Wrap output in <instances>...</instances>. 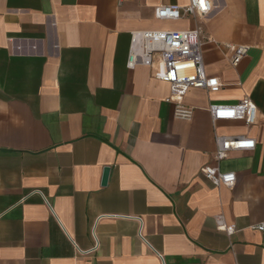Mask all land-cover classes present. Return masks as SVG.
I'll return each instance as SVG.
<instances>
[{"label":"crops","instance_id":"obj_1","mask_svg":"<svg viewBox=\"0 0 264 264\" xmlns=\"http://www.w3.org/2000/svg\"><path fill=\"white\" fill-rule=\"evenodd\" d=\"M211 2L160 20L189 0H0V264H264V0ZM198 27L222 87L189 89L183 120L160 64L128 60L139 32ZM226 44L250 47L238 68ZM246 96L255 125L214 124L210 103ZM216 134L256 148L217 161Z\"/></svg>","mask_w":264,"mask_h":264},{"label":"built area","instance_id":"obj_2","mask_svg":"<svg viewBox=\"0 0 264 264\" xmlns=\"http://www.w3.org/2000/svg\"><path fill=\"white\" fill-rule=\"evenodd\" d=\"M213 10L211 0H189L186 6L171 5L156 8L155 15L160 20H180L184 17L204 18ZM205 39L200 27L192 30L144 31L139 32L134 39L128 65L134 68L145 65L154 68L160 64L161 71L156 78L169 84L170 96L166 102L174 105L175 116L183 120H191L194 109L185 105L184 98L189 89H204L208 92H218L222 84L218 77H210L205 70L203 46ZM229 51V63L238 68L248 56L250 47L247 45L226 44ZM208 111L216 125L221 121H243L247 126H253L258 120L257 106L246 96L236 103H210ZM217 161H222L232 152L254 150L256 140L246 136H223L216 134ZM204 176L213 185L233 186L237 181L234 172H223L219 167L207 166ZM218 228L233 234L235 225H227L220 219ZM264 234V222L255 226ZM140 236L142 234L140 232ZM98 245L95 246L97 248ZM83 254L89 252L81 251Z\"/></svg>","mask_w":264,"mask_h":264},{"label":"water","instance_id":"obj_3","mask_svg":"<svg viewBox=\"0 0 264 264\" xmlns=\"http://www.w3.org/2000/svg\"><path fill=\"white\" fill-rule=\"evenodd\" d=\"M110 173H111V168L110 167H106L104 169V174H103V181H102V185L103 186H106L108 184Z\"/></svg>","mask_w":264,"mask_h":264}]
</instances>
